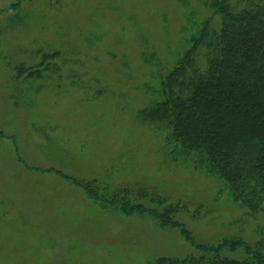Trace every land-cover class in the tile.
Here are the masks:
<instances>
[{"label": "rangeland", "instance_id": "obj_1", "mask_svg": "<svg viewBox=\"0 0 264 264\" xmlns=\"http://www.w3.org/2000/svg\"><path fill=\"white\" fill-rule=\"evenodd\" d=\"M209 20L219 32L206 0H0V264L201 254L179 227L128 212L138 205L172 210L199 244L264 251V202L251 212L144 112Z\"/></svg>", "mask_w": 264, "mask_h": 264}, {"label": "trees", "instance_id": "obj_2", "mask_svg": "<svg viewBox=\"0 0 264 264\" xmlns=\"http://www.w3.org/2000/svg\"><path fill=\"white\" fill-rule=\"evenodd\" d=\"M241 1L247 4L239 6ZM206 3L222 17L220 31L212 34L211 20L205 23L178 67L161 80L163 99L144 112L165 122L182 152L197 154L227 181L234 198L255 213L264 202V0ZM201 48L207 50L205 70L197 61ZM128 212L150 214L162 227H179L201 251L185 259L161 258L159 264H264V251L244 240L197 243L172 210L138 205ZM241 247L246 260L222 256L225 249Z\"/></svg>", "mask_w": 264, "mask_h": 264}]
</instances>
